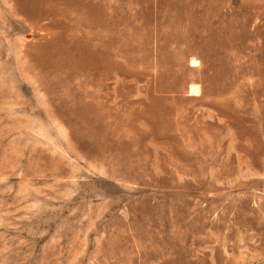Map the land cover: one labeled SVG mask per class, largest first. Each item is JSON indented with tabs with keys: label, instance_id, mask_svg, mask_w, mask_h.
<instances>
[{
	"label": "rangeland",
	"instance_id": "374dc122",
	"mask_svg": "<svg viewBox=\"0 0 264 264\" xmlns=\"http://www.w3.org/2000/svg\"><path fill=\"white\" fill-rule=\"evenodd\" d=\"M0 264H264V0H0Z\"/></svg>",
	"mask_w": 264,
	"mask_h": 264
},
{
	"label": "bare ground",
	"instance_id": "6f19581e",
	"mask_svg": "<svg viewBox=\"0 0 264 264\" xmlns=\"http://www.w3.org/2000/svg\"><path fill=\"white\" fill-rule=\"evenodd\" d=\"M192 90V92L194 91L193 89H191Z\"/></svg>",
	"mask_w": 264,
	"mask_h": 264
}]
</instances>
